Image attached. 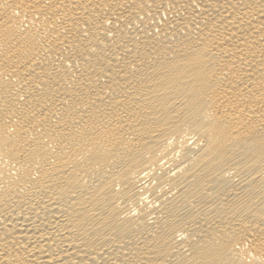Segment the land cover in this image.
<instances>
[{"label":"bare ground","instance_id":"6f19581e","mask_svg":"<svg viewBox=\"0 0 264 264\" xmlns=\"http://www.w3.org/2000/svg\"><path fill=\"white\" fill-rule=\"evenodd\" d=\"M0 264H264V0H0Z\"/></svg>","mask_w":264,"mask_h":264}]
</instances>
